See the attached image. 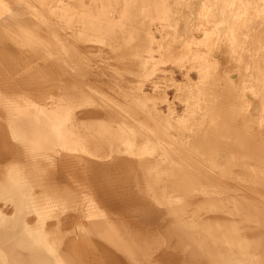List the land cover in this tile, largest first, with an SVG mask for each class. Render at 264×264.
I'll use <instances>...</instances> for the list:
<instances>
[{
  "label": "bare ground",
  "instance_id": "6f19581e",
  "mask_svg": "<svg viewBox=\"0 0 264 264\" xmlns=\"http://www.w3.org/2000/svg\"><path fill=\"white\" fill-rule=\"evenodd\" d=\"M103 1H101L103 2L102 7L106 4L105 0ZM126 1L133 2V0ZM229 1L231 6L225 7ZM252 1L257 6L252 7L253 3L250 4L249 0H223L225 6L222 3V7L233 14L229 12L230 15L227 14L228 10L223 13L230 16L231 20L235 17L237 21L231 22V24L225 23V31L222 29L223 32L215 33V38L221 39L222 43L214 38L220 44L217 42L219 45H215L213 50L215 52L211 55V57L216 56L215 61L210 59L216 62L217 66L222 65L223 71L219 67L222 72L220 75L225 76V80L232 66H238L241 71L239 70L238 73L233 71L230 77L235 78H227L229 80L226 81L229 83L227 85L231 84V94L227 92L230 86L228 90L225 89L226 86H223L226 90L225 93H229L227 96L217 87L216 91L222 92L217 94H223L224 97L219 95L220 97H217L213 102H208L206 97V101L201 104L202 106L197 112V115H201V117L193 114L196 116L194 120L202 123L200 127L206 122H203L204 115L210 110L217 111L221 120L216 119L210 124V120H208V124L205 123L204 127L197 129L193 127L191 129L194 132H187L188 134L183 135L179 140H176L177 138L172 140L176 141L174 143L182 149L173 146L175 150L167 151L166 148L167 150L163 153L166 158L161 159L158 158L159 156H142L136 151L135 146L138 144L136 141L133 143L137 129L133 128L135 127L134 119L127 117L121 121L123 122L121 124L120 120L116 118V127H113L115 123L111 124L112 126H105L100 122V129H103V133L105 132V135H101L102 137L95 135L94 132L91 134L93 129L89 132L93 127H90L93 124L89 121L90 119L99 120L105 117L106 120H112L113 109L110 106L113 105L106 106L103 101L97 99L92 103L88 101L86 99L88 98L87 89H82L80 86L82 83L79 84L83 80H77V78L73 80L74 76L70 72L71 70L69 71L66 67L68 50L79 48V50L85 51L91 47L88 44L82 46L83 43L74 45L73 39H71V34L76 33L75 28L78 27L71 25L73 24L71 21L77 13V18L80 15L78 12L80 4L77 6L78 3H81L80 0H0V160L2 162V159L7 157L18 162L22 159L30 164V171L40 170L42 175L45 172V178H42L47 184L49 182L52 187L50 190L53 191H49L51 187L48 185L49 188L46 189L48 196L39 198L34 195L31 189L24 190L22 186H25L26 183L25 176L20 174L22 168L16 165H12L7 173H0V194L7 199L0 203V218L5 219L8 225L13 226L12 232L20 240L18 245H14L10 239L0 241L3 250L9 254L11 264H51L43 254L36 252L28 244L29 241L25 239L26 233L25 229L21 227V220L29 217L31 212L35 213L30 216L33 217L32 219L37 218V220L45 221L42 224L45 228L50 226L46 228H49L48 232L55 226L54 230L56 228L57 236H59L58 238L55 235L56 241L61 240L62 242L65 239L64 231H71L70 234L73 232L80 237V240L84 238L93 251L88 250L87 253L91 252L93 256L98 253L100 259L104 257V264H264V0ZM90 2L88 3L90 4ZM239 3L245 5L239 6ZM118 4L115 3L116 8L114 9L123 10V12L134 6L127 7V3L123 6ZM91 5L95 6L92 3ZM250 7L255 8L259 14L254 16L251 13L252 17H249V14H243L248 8L250 10ZM88 8L90 9V7ZM134 10L130 11L131 14ZM90 11L88 13L94 12V10ZM253 11L254 9L250 10V12ZM88 13H85L84 18H87ZM128 16L130 17L129 14ZM228 16H224V18L229 20ZM105 17H107L106 14ZM241 17L244 18V21L239 22ZM68 21L69 25H67ZM134 22H129L128 26H136V22ZM97 23L99 22L97 21ZM84 25L86 24L84 23ZM90 25L88 23L86 28ZM105 25L111 28L112 23L109 21ZM207 26L210 29V25ZM218 26L220 27V24ZM82 28L85 32L87 31L85 27ZM82 28L81 30H83ZM91 28L94 31V27ZM100 29L98 27L99 31L96 29L95 31L100 32ZM104 30L106 29L104 28ZM107 30L105 32L108 33L109 30ZM122 32L115 31L116 35H121ZM115 33L111 32V34ZM77 34L79 33L77 32ZM79 35L78 38L81 37L79 39L83 40V36ZM83 35L86 36L88 33ZM136 35L137 32L129 31L126 38H114L115 41H113L118 49L123 46L129 51L130 55L128 53L126 56L132 60L127 62L128 65H135L137 63L135 57H142L138 54L140 43ZM95 40H97V36ZM85 42L87 43V41ZM92 42L90 43L92 44ZM214 42L210 43L214 45ZM101 43L98 44L101 45ZM119 43L122 45L120 46ZM205 46L207 47V45ZM134 50L135 52H132ZM77 56L79 57V54ZM93 68L92 72L95 70ZM98 69L96 65V70ZM220 71L218 72L220 73ZM100 72L99 70V76L106 73L104 70L102 74ZM107 73L108 76H111L109 70ZM91 76L93 79V74ZM95 78L94 80H96ZM98 79L100 78L98 77ZM103 79L105 80V78ZM215 80L217 81V79ZM238 80L240 88H236V85H239V83L236 84ZM157 82L155 80L151 83L152 89L157 86ZM98 84L100 86V83ZM219 84L223 85L221 81ZM232 84H234V88ZM199 85L201 86V84ZM208 87L212 89L211 86ZM122 88L124 89V87ZM212 92L214 93V91ZM16 94H23L24 96L20 97L23 99L16 98L15 96H18ZM147 94L145 91L141 93L142 96ZM132 96L128 98L125 96V98L133 101L135 98ZM198 100L200 99L198 98ZM132 104L131 106L135 105ZM135 112L134 110V115L132 113L131 115L135 116ZM171 114L180 115L176 111ZM190 114L191 112L188 110L185 115L187 119ZM228 116L229 118H226ZM89 122L91 125H88ZM223 122H227L228 126ZM74 124L76 128H74ZM149 129L154 128L149 126ZM157 129L161 130L162 134L168 135V131L163 127ZM88 135L91 138L89 145L101 147L95 153L92 151L93 155L100 157H87L83 169L81 167L70 168V166L62 165L56 159V155H58L61 158L75 160L74 156L77 155L72 151L73 154L69 153L70 156H68L66 150L67 153H64L57 146V140L68 138L70 142L79 144ZM155 136V139H160L163 135L155 133ZM212 138L215 139V143L209 144L208 141ZM103 139L107 141H103ZM59 145L61 146V144ZM184 148L186 149L183 150ZM71 150L73 149L71 148ZM39 162H41L42 168H40ZM154 169L158 173H154L155 171H152ZM79 170H83L82 172L85 173V183L79 182L75 178V173ZM21 178H24V184ZM79 188H83L84 191ZM66 202H73L71 208L75 207L77 212L73 213L74 210H72L73 212L70 213L69 207L63 206ZM76 205H80V207H76ZM2 234L3 232L0 230V236ZM110 237L116 239V242L121 239L119 242L125 240L131 244L126 246L122 242L114 243L113 240L109 242ZM51 241L57 244L53 239ZM107 241L109 244L106 243ZM60 245L58 243L57 246L60 247ZM65 245L68 246L67 243ZM121 245L124 250L120 249ZM59 247H56L57 251ZM125 247L132 249V256L128 255L127 251L125 252ZM66 248L59 249L64 256L68 257L65 259L69 260L70 264H80L77 259L72 258ZM154 248L157 249L158 254L148 258L147 256L152 254ZM81 254L83 253L81 252ZM1 259L4 260L3 257ZM88 259L91 260V258ZM87 263L81 261V264Z\"/></svg>",
  "mask_w": 264,
  "mask_h": 264
},
{
  "label": "rangeland",
  "instance_id": "374dc122",
  "mask_svg": "<svg viewBox=\"0 0 264 264\" xmlns=\"http://www.w3.org/2000/svg\"><path fill=\"white\" fill-rule=\"evenodd\" d=\"M80 1H81V3H78V5H77V6H79V4H80L79 9H78V12L80 15L77 18V15H78V13H77L73 17L74 19H72V21H71L73 23L71 25L78 26L77 28H75L77 30L76 33L72 32L76 36L71 34V39H73L72 43L74 45H78V44L83 43L82 46L84 44L85 45L88 44L89 46L91 45V47H90V49L88 48L85 51H81V50H79V48H77L78 50L75 49L76 51L74 49L68 50V52H67L68 58L66 61V67L68 68L69 71L71 70L70 72L74 76L73 80L76 78H77V80H83V81L79 82V84L82 83L80 85V86H82V89H85V90L87 89L86 93L88 95V98H86V99L88 101H90L92 103V102H95V100L97 99L98 101H101V102L103 101L106 106L108 104L113 105V106H110V108L113 109L112 112H113V115H115V116L112 115V120H110V119L106 120L105 117L103 119H99V120L98 119H90L89 121H91L93 124L91 125L90 124L91 122H89L88 125H91L90 127H92V126L93 127L89 130V132L93 129L91 134H93V132H94L95 135H98V136L105 135V132L103 133V129H100V127H101L99 125L100 122H102L101 124H104L105 126H109V125L115 123V124H113V127H116L117 122L115 120L118 119L121 122V121H124L125 119H127V117H128L129 119H132V120L134 119L135 127H133V128H137L135 130L136 131V137L134 138L133 143L136 141V143L138 144L137 146H135V149L139 153V155H142V156L147 155L150 157H155V156L158 157L159 156L158 158L162 159V158H166V155L163 153L167 149H168L167 151H170V150L172 151V149L175 150V148H173V146H177L178 148L182 149V147H179L177 144L174 143L176 141H172V140H175L176 138H177L176 140H179V138H182L183 135L188 134L189 132H194L191 128L194 127V129H197L200 127V125L202 123H199L198 120H194L195 119L194 117H196L194 115H197L198 110H200V108L202 106L201 104H203L206 101L205 100L206 97H207L208 102H213L214 100L217 99V97H220L223 94H226V96L229 93L231 94L232 88H231V84L227 85V84H229L228 82H226L228 80L227 78H230V79L235 78V77H230V75L232 74L233 71H235V73H238V71L240 70V68L238 66H236V65H234V67L232 66V68H230L231 71H229L228 77L226 76L227 78L225 80V78H224L225 76L220 75L222 73L221 71H223V69L221 68L222 65L217 66V63L212 61V60H214V58L216 56H212L213 58L211 57V55H213V52H215V51H213L215 48V45L216 46L219 45L220 44L219 41L222 43L221 39L219 40V39L215 38L216 37L215 33L223 32V30L225 31V29H226V28H224V27H226V26H224L225 23L228 22L227 24H231V22L233 23L234 21H237L235 19V17L232 16L233 13L231 11L229 12L228 9H225V7L231 6V2L230 1H229L230 3L227 2L226 6H225V3L223 2V0H222V2H221V0H217V1H219L217 3L213 2L215 0H213V1L212 0H133V2H130V3L126 0H119V1L118 0H114V1L113 0H111V1L105 0L106 6L103 5L105 7V9H104V7H102V5H101L104 2L103 0H100V1L99 0H92V1L91 0H80ZM101 1H103V2H101ZM249 1H250L249 2L250 4L253 3V5H251L252 7L257 6V5H255V3L252 0H249ZM88 2H90V4ZM112 2H113V7H112ZM197 2H198V4H197ZM209 2H210V4H208ZM91 3L95 4V6L91 5ZM115 3L116 4L119 3L118 5H122V6L127 3V5H128L127 7H130V5L131 6L134 5V6L130 7V10H128V11L124 10V12H123V10L119 11V10L114 9V8H116ZM178 3H179V5H178ZM222 3H223V6H225L224 8L222 7ZM187 4H189V5H187ZM219 5H221V6H219ZM243 5H245V4L239 3V6H243ZM87 6L90 7V9H92V7H93L92 10H94V12L92 10L90 11V9ZM134 7H136V8H134ZM212 7H214V8H212ZM252 7H250V10L252 11V9H254V11H253L254 13L250 12V10L248 8V10L245 11L243 14H245V15L249 14V17L250 16L252 17V15H250L251 13L254 14V16H255V14L258 15L259 13L255 10V8H252ZM132 8L135 9V10L133 9L134 10L133 14H131V12L133 11ZM87 9L90 12H93L95 14L88 13L89 11ZM211 10H213L214 12ZM225 10L226 11L228 10L226 12L227 14L232 13L231 14V16L233 17L232 20L229 18L230 16H228L226 13H223V11H225ZM135 11L136 12L138 11L137 15H136ZM104 12H105L107 17H105V14H103ZM192 12H194V13H192ZM85 13H88L87 18H84ZM128 14L130 15L131 19H133V20L129 19L130 17L128 16ZM226 15L228 16L229 20L227 18H224V16L227 17ZM122 16H124L123 17L124 20L121 19ZM126 16H128V18H126ZM91 18L93 20H90ZM135 18L137 21L135 20ZM79 19H80V21H79ZM94 19L96 20V22ZM209 19H210V21H209ZM121 20H122V22H121ZM134 20L136 23L134 22ZM241 20L244 21V18L243 17L239 18V22H241ZM247 20H249V19H247ZM69 21H68L67 25H69ZM78 21H79V24H78ZM83 21H86V22H83ZM97 21L99 23H97ZM109 21L112 23V26H111L112 29L105 25V23H107ZM126 21H129L131 23L134 22L137 27L136 26H130L129 27L128 26L129 22L127 23ZM102 22L104 24H101ZM202 22H204L203 25H205V26L202 25ZM84 23L86 25H84ZM88 23H89V25L91 24L90 26H88L90 29H87L88 27L86 28ZM81 24L84 26H82ZM125 24L127 25L126 26L127 28L125 26H123ZM219 24H220V27L218 26ZM102 25H104V26H102ZM189 25H191L192 27ZM207 25H210V29ZM206 26L208 27L207 29H206ZM80 27L81 28L85 27L86 30L89 31L90 33L87 31L85 32L84 28H82L83 30H81ZM91 27H94V31H95V29L98 30V27H99V29L101 28L100 32H98L99 31L98 30V31H95V33H94V31ZM95 27H97V28H95ZM114 27H116V28H114ZM200 27H204V28L201 29ZM104 28L106 30L107 29L109 30V31L107 30L108 33L105 32L106 30H104ZM69 29H71V28H69ZM72 29H74V27H72ZM122 30H123V32H122ZM188 30H189V32H188ZM115 31L116 32L121 31L122 33H121V35L120 34L116 35ZM129 31L137 32L136 37L140 43V46H138V54H140L142 57L139 56L136 58L134 55L135 61L137 62L135 65L134 64L128 65L130 59L132 60V58H128L129 56H126V54H128L129 51L123 46L118 49V47L113 42V41H115L114 38H116V39L117 38H121V39L126 38L129 34ZM211 31H212V33H211ZM77 32L79 34H81V36H83V38H82L83 40L79 39L81 37L78 38V36H80V35L77 34ZM83 32L88 33V35H86V36L83 35V34H85ZM91 32H92V34H91ZM111 32L115 33V34H111ZM194 33H195V35H194ZM95 34H97V35H95ZM108 34H110V35L108 36ZM113 35H115L116 37ZM221 35H223V34H221ZM87 36H88V38H87ZM93 36H94V39H93ZM96 36H97V40H99L98 42H97V40H95ZM84 38L86 39L85 41H87V43L84 41ZM214 38L216 40H219V41L214 40ZM91 39L93 42L91 41ZM104 40H106V41H104ZM212 41L213 42L215 41L214 45H212L213 43H210ZM90 42H92V44ZM95 42H97V43H95ZM75 43H77V44H75ZM93 43H94V45H93ZM98 43L99 44L101 43V45H99ZM209 43H210V45H209ZM119 45L121 46L122 44L119 43ZM205 45H207V47ZM191 46H193V47H191ZM209 49H210V51H209ZM205 51H206V53H205ZM75 52H77V54H75ZM132 52H135V50ZM82 53H84V54H82ZM78 54H79V57L77 56ZM128 55H130V53ZM207 55H209V56H207ZM73 56L74 57L76 56L77 58H74ZM82 56H84V57H82ZM93 56H96V57L94 58ZM91 57H93L95 60ZM92 62H93V65H91ZM109 62H111V63H109ZM208 62L212 65L211 67H210V64ZM96 65H97V68H99L98 70H96ZM103 65H104V67H103ZM105 65H106V67H105ZM107 65H109V66H107ZM100 67H101V69H100ZM109 67H111V68H109ZM209 67H210V70H208ZM217 67H218V69H217ZM92 68H93V70L95 69L96 71L94 70L92 72V70H91ZM99 70L101 71L100 72L101 74L103 73V70L106 73H103L101 76H99L100 75V74L98 75ZM108 70H109V73H111V76L110 75L108 76V73H107ZM181 70H183V71H181ZM218 71H220V73ZM91 74H93V79H92ZM96 74H97V77H96ZM205 74L208 76H206ZM127 75H128V77H127ZM166 76H167V78H166ZM98 77L100 79L101 78L102 79L97 80ZM94 78L96 80H94ZM103 78H105V80ZM207 78H209L208 80L211 79L212 81L210 80L209 83H207V81H208ZM215 79H217L218 82ZM155 80L158 81L156 84L157 86L152 89L151 83ZM108 81H109V84H108ZM215 81H216V83H215ZM220 81L223 83V85L219 84ZM213 82H214V84H212ZM98 83H100V86ZM120 83H122V84H120ZM194 83H195V85H194ZM238 83H239V80L237 81L236 84H238ZM73 84L74 83L72 82V85ZM199 84H201V86ZM208 84H210V85H208ZM233 85L234 84H232V87H233ZM121 86L124 87V89ZM208 86H211L212 89ZM223 86H226L225 87L226 90H228L229 86H230V89L227 91L229 93H225L226 90L224 89ZM236 86H237L236 88H240V83H239V85H236ZM205 88H206V90H205ZM216 88L220 91L222 90V92L224 91L223 94H221V95L217 94V93H222V92H218V90L216 91ZM132 90H133V92H132ZM208 90H209V92H208ZM142 91H145L148 94L146 96H142L141 95ZM212 91H214L215 94ZM138 92H140V93H138ZM129 93L131 95H133L132 97L135 98L133 101H131V99H127L128 97H131V95ZM162 93H163V95H162ZM177 93H179V94H177ZM16 95H18V94H16ZM23 96H24L23 94H19L18 96H15V97L20 98ZM125 96L127 98H125ZM118 97H121V98H118ZM222 97H224V95ZM198 98L200 100H198ZM21 99H23V98H20L19 100H21ZM126 99H127V101H126ZM128 100H130L129 103H127ZM135 101H136V103H135ZM124 102L126 105H128V104L129 105L126 106L124 104ZM130 103L135 104V105L132 104L134 107L131 106ZM137 106H138V108L134 109L136 111L135 116L138 114L135 118V116H133L134 115L133 108H135ZM143 106H145V107H143ZM128 107H130V108H128ZM131 107H132V109H131ZM127 109H129V110H127ZM130 110L131 111L133 110V111L131 112ZM188 110H189V112H191V114H190V117L188 116V119H187L186 118L187 116H185V115L188 112ZM128 111H130V112H128ZM173 111L179 112L180 115L175 116L174 114H171ZM157 112H159V113L156 114ZM131 113L133 115H131ZM161 114H163V115H161ZM157 115H159V116H157ZM219 115L220 114L217 111L210 110L207 114L204 115L205 120H203V122L206 121L205 123L208 124V120H210L209 121V124H210V122H213L216 119L221 120V117ZM197 116L201 117V115H197ZM145 117H147L146 118L147 120L145 119ZM206 117H207V119H206ZM226 118H229V116ZM112 121H114V122H112ZM188 122H190V123H188ZM159 123L161 126L159 125ZM205 123L202 125V127H204L206 125ZM223 123H225V125L228 126L227 122H223ZM121 124H123V122H121ZM186 125H188V126H186ZM73 126H74V128H76L75 124ZM149 126L154 128V129H152V130L149 129ZM182 126H184V127H182ZM77 127H79V125H77ZM158 127H161V128L163 127L165 130H167L168 135L162 134L161 130L157 129ZM202 127H200V128H202ZM102 128H103V126H102ZM178 128H179V130H178ZM178 131H180V133H178ZM182 131H184V132H182ZM163 132H164V130H163ZM172 132L176 133V134H173ZM155 133H158V134L163 135V136L160 139L159 138L155 139V137H156ZM167 136H169V137H167ZM85 137L79 142V144L82 143L80 145L74 144L73 141L70 142V140L68 138L66 140L65 139L57 140V143H56L57 146L59 148H61L64 151V153L68 152L67 154H68V156H70V154H73L72 153V151H73L74 154H77V155L74 156L75 160L68 159V158L67 159L61 158L58 155H56V157H57L56 159L62 165L70 166V168L81 167L83 169V167L86 165L85 159L87 157H94V158L100 157V156L97 157V156L93 155L92 151H94V153H95L96 151H99L98 149H100L101 147L99 145H93V146L89 145L91 138L89 135H88V137L87 136H85ZM163 137H165V138H163ZM103 141H107V140L103 139ZM67 142H69V143H67ZM157 142H159V143H157ZM177 142H180V141H177ZM208 143L209 144L215 143V139L214 138L210 139L208 141ZM59 144H61V146ZM70 147L73 150H71ZM199 148H201V147H199ZM185 149L186 148H184L183 150H185ZM192 149H194V148H192ZM81 150H82V152H81ZM64 156H66V154H64ZM83 157H85L84 160H83ZM20 163L22 166L20 165ZM39 163H40V165L39 164L38 165L40 166V168H42L41 162H39ZM1 165H2V169H1ZM12 165H16V166L22 168L20 170V174L22 176H25V180H24V178H21L22 181L24 180L27 184H28V181L30 182L28 184V186H26L27 185L26 183H25V186H22L24 190L31 189V191L34 193V195H36L39 198H43V197L46 198L48 196L46 191L49 188L48 185L50 187H51V185L49 184V182L47 184V182L44 181V178H45L44 173L45 172L42 175V172L40 170L30 171L31 166L29 163L27 164L26 161L21 159L17 162L16 160H13L12 158L6 157V158L2 159V162L0 160V173L1 172L7 173L10 170ZM26 171H27V173H26ZM82 171L83 170H81V171L79 170L78 172L75 173L77 176L75 174L74 175H75V178L79 182L85 183L86 177H85V173H83ZM152 171L153 172L155 171L154 173H158V171H156L155 169ZM42 177H44V178H42ZM24 181H23V184H24ZM31 182H33V183L31 184ZM34 182H36V183L38 182V183L36 184ZM46 184H47V187L45 186ZM50 189H52V187L49 188V191H51ZM79 190L84 191L83 188H79ZM51 192H53V191H51ZM5 200H7L6 197L2 196L0 194V203L5 202ZM72 203L73 202H70V203L66 202L63 206L69 207L70 213L73 212L72 210H74L73 213H75L77 211L75 210L76 209L75 207H74V209L71 208ZM76 207H80V205H78V206L76 205ZM29 214H30L29 215V217H30L31 215H34L35 213L31 212ZM29 217H26L24 219L25 221L21 220V227L23 229H25V233H26L25 239H27L29 241L28 244H30L31 247H33L36 252L43 254L50 261L51 264H64V263L67 264V263H69L68 262L69 260L68 261L66 260V259H68V257L64 256L62 254V252L60 251L61 250L60 248L65 249V247H67L66 249L69 250V253L72 255V258H75V260L77 259V261H79L80 264H81V261H84L86 263L88 261L87 264H93V263L94 264H101V263L104 264V262H105V259H103L104 257L100 259V256L98 255V253H96L97 254L96 256H93V254L91 253V252H93L92 248H90L89 244L85 242L84 238H83V240H80V237L76 236L73 232L70 234L71 231H67V232L64 231V234L66 233L65 234L66 240L64 239L62 242H61V240L56 241L57 240L56 238L57 237L59 238V236H57L58 232L56 231V228L54 230L55 226H53V227L51 226L52 227L50 229L51 232L50 231L48 232L49 228L48 229H46V228L50 227V226H46V228H45V226L42 225L43 222H45V221H43L42 219L37 220V218H34L35 219L34 220V219H32L33 217H30L31 219ZM12 228H13V226L8 225L7 221H5V219L0 218V230L3 232L2 236H0V241L5 240V239L6 240L10 239L14 245H18L20 240L12 232ZM50 233H51V235H50ZM49 235H50V238L48 237ZM52 236H53V238H52ZM80 236H82V235H80ZM50 239L51 240L53 239L54 242H57V244L53 243ZM81 239H82V237H81ZM107 239L109 240V238H107ZM112 240L114 241V243L116 242L115 241L116 239L114 240V238L110 237L109 242H111ZM120 240L118 239V241L116 243H118ZM109 242L107 241L106 243L109 244ZM121 242L123 244H126V246H128V244H131V242L129 243V241H125V240H124V242H123V240ZM121 242H119V243H121ZM58 243H59V245L61 243H63V244L60 245V247H59V246H57ZM66 243L68 244V246L65 245ZM114 243H113V245H114ZM115 246H117V245H115ZM56 247L57 248L59 247L60 250L58 249V251L60 254L58 253ZM83 247L85 248V250ZM119 247H120V249L124 250L123 245H121ZM88 250L91 251V252H89L90 255L87 253ZM123 250H121V251H123ZM156 250L157 249L154 248L153 252H151L153 255L150 254V252H149L150 256H147V257L148 258L152 257V256L155 257L154 255L158 254V251H156ZM81 252L83 254H81ZM125 252L130 256L133 255V254H131V252H132L131 248L125 247ZM61 254L63 257L61 256ZM0 257L4 258V260L0 258V264H11V262L9 260V254L3 250V248L1 247V244H0ZM88 258H91V260ZM94 258H96V259H94Z\"/></svg>",
  "mask_w": 264,
  "mask_h": 264
}]
</instances>
